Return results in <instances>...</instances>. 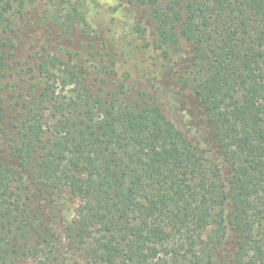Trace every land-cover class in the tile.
I'll use <instances>...</instances> for the list:
<instances>
[{"label":"trees","instance_id":"obj_1","mask_svg":"<svg viewBox=\"0 0 264 264\" xmlns=\"http://www.w3.org/2000/svg\"><path fill=\"white\" fill-rule=\"evenodd\" d=\"M127 2L156 51L187 53L177 83L209 132L199 142L155 99H127L107 78L92 86L72 53L49 55L9 150L0 146V262L64 264L67 246L85 264H264V0ZM24 9L0 0V93ZM110 57L99 52L96 65L113 76ZM61 193L79 203L63 237L42 214Z\"/></svg>","mask_w":264,"mask_h":264},{"label":"rangeland","instance_id":"obj_2","mask_svg":"<svg viewBox=\"0 0 264 264\" xmlns=\"http://www.w3.org/2000/svg\"><path fill=\"white\" fill-rule=\"evenodd\" d=\"M23 2L25 9L22 16L17 14L15 17L16 31L8 50L11 57L6 62L1 83L0 106L5 108V116L0 117V146L3 149L9 150L7 134L14 136L17 118L21 122L24 117L22 102L26 101L29 107L32 106L29 100L33 89H41L45 77L38 75L37 64L49 55L50 59L56 56L61 62H67L68 52L72 53V65L86 67L87 79L92 86H99L103 78H107L112 86L115 83L124 84L127 99H137L141 94L149 101L155 99L177 129L199 142L205 140L209 126L203 118L201 107L191 91L177 83L178 76H186L189 63L187 53H183L184 61L175 56L166 59L160 51H156L149 33L142 36L136 30L138 26H146V21L135 6L127 0ZM76 11L78 16L74 14ZM149 41L151 44L147 47ZM99 52L109 53L111 57L107 58V63L113 58L116 60L113 76L101 73L97 67ZM91 53L95 55L94 58ZM59 67L63 68L57 62L56 67L51 68L58 77L62 76L57 71ZM57 94H60V90ZM45 115L50 125V113L46 111ZM78 205L77 200L61 193L54 196V203L50 201L42 214L63 237L62 228L75 218ZM64 252V264H85L67 246ZM27 264L37 262L30 260Z\"/></svg>","mask_w":264,"mask_h":264}]
</instances>
